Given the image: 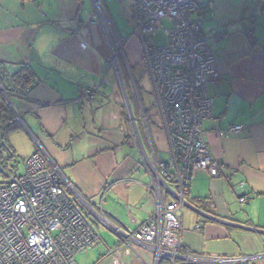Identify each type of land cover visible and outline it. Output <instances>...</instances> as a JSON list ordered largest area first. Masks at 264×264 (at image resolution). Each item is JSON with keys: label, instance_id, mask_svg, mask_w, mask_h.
Here are the masks:
<instances>
[{"label": "crops", "instance_id": "crops-1", "mask_svg": "<svg viewBox=\"0 0 264 264\" xmlns=\"http://www.w3.org/2000/svg\"><path fill=\"white\" fill-rule=\"evenodd\" d=\"M98 1L105 19L92 0H0V64L13 70L26 66L35 76L27 98L12 92L2 97L18 123L8 140L19 160L42 149L83 198L94 205L101 203L114 225L133 230L154 210L145 190L150 177L136 139L147 155L153 152L156 158V149L165 150L167 145L157 124L152 130L143 123V111L147 115L153 109L155 97L140 43L132 33L118 37L124 43L127 65L121 61L123 68L130 67L128 86L119 83L116 75L108 76L112 55L103 23L117 36L118 20L131 24L132 0H114L116 8L113 0ZM202 3L206 6L202 31L219 73L207 84L212 114L202 121V128L220 166L217 177L203 171L191 175L187 205L181 210V240L195 254L247 256L248 264H264V0ZM132 69L147 82L151 98L147 107ZM126 87L142 116L135 118L129 101L134 128L128 122ZM85 88L94 91L93 99L76 101ZM234 124H242L244 130L217 134ZM20 139L32 143L28 153ZM242 194L247 196L245 203L238 200ZM110 234L112 243L99 234L106 248L94 247L93 259L85 264H113L107 249L119 242ZM122 260L124 264H158L160 259L135 245Z\"/></svg>", "mask_w": 264, "mask_h": 264}, {"label": "built area", "instance_id": "built-area-1", "mask_svg": "<svg viewBox=\"0 0 264 264\" xmlns=\"http://www.w3.org/2000/svg\"><path fill=\"white\" fill-rule=\"evenodd\" d=\"M201 1L132 0V34L141 46L155 97L154 117L169 156L162 161L153 152L147 155L136 139L150 177L145 190L153 200V212L133 230L118 227L106 217L101 203L94 205L76 191L42 149L25 160L23 172L12 171L0 160V264H77L78 253L103 243L96 224L118 239L120 245L107 249L113 264H124L122 257L135 245L151 250L156 260L163 258L171 264H236L250 259L195 254L184 248L181 240V210L187 205L191 175L203 171L217 177L220 166L210 153L202 128V121L212 114L207 84L219 73L202 31L203 19L198 13ZM92 2L100 14L99 1ZM165 20L168 28L164 27ZM103 28L113 53L111 37L116 36L106 22ZM159 33L165 37L162 44L154 41ZM113 60L116 78L122 83ZM0 71L8 75L13 69L2 63ZM29 92L27 86L12 93L25 99ZM7 93L0 84V95L7 98ZM123 96L128 122L134 128L124 90ZM93 97L94 91L85 88L76 101ZM142 118L146 125L147 119ZM243 130L242 124H234L219 129L217 134L233 135ZM242 186L240 183L238 188ZM238 200L245 203L247 196L242 194Z\"/></svg>", "mask_w": 264, "mask_h": 264}, {"label": "rangeland", "instance_id": "rangeland-1", "mask_svg": "<svg viewBox=\"0 0 264 264\" xmlns=\"http://www.w3.org/2000/svg\"><path fill=\"white\" fill-rule=\"evenodd\" d=\"M112 7L113 8H116L117 7L116 1H114L112 3ZM100 16H102V18H104V14H103L102 10H101ZM163 24H164V27H167V28L170 26V24H169V22L167 20H165ZM116 25H117L116 26L117 27V29H116V34H117L116 38L117 39H119V38H126L133 31L132 25L130 24V22H128L125 19L124 20H121V21L118 20L116 22ZM111 31H112V29L110 30V32ZM116 38L111 37V41H112V45H113V53L111 52V55L113 56L114 60H113V58L111 56L110 62L113 60V63L116 64L118 70L120 69L118 72L120 74V79H121V82H122L123 79H125V81H127V75H128L127 71H128V67L129 66L126 69L123 68L122 62L125 63V65H127L126 64L125 55L123 56V53H124V49H123L124 48V43L121 46L122 49H123L122 50L121 47L119 46V44H117ZM154 41L157 44L164 43L165 42V37L163 36V33H159L157 36H155L154 37ZM120 51H121V53H120ZM108 65H109V73H108L109 78H111V76L115 77V75H116L115 74V71H116L115 66L112 63H108ZM119 65H121V66L119 67ZM134 73H135V69H132V74H133L132 77H133L134 81L136 82L137 87H139L140 97L142 99L143 105L145 107H147V106H149V100L151 99L150 96H149V90H148L147 82H146V80L139 79L137 77V75H135ZM138 79H139V81H138ZM130 83L132 84V82H130ZM123 84L124 83L122 82V85ZM107 90L108 91H111V88L110 87H107ZM124 93H125V96L127 97V92H126L125 88H124ZM0 102L3 103V98H2L1 95H0ZM131 106H132V110H133V113H134L135 118L138 117L139 115L141 116V114L139 113L140 111L138 112V110L135 109V104L134 103H131ZM143 113H144V116L143 117L145 119H147V125L150 126V129L153 130V128H155V127L158 126V125L156 126L157 123H156V119L154 117L153 109H151L149 112H147V115H146V112L145 111H143ZM152 116L154 117V119H153ZM152 123H153V125H152ZM152 130H151V132H152ZM17 134L18 133H14L13 136H16L15 138H17L18 137ZM17 139H19V138H17ZM19 141H22L23 142L22 149L28 153L30 151L31 144H32L30 142V140L29 139L28 140L20 139ZM156 150H157V153L156 154H157L158 158L161 159V160H163V161H167V155H168L167 149L162 150V148L161 149L160 148H157ZM3 153H5V152H3ZM10 163H12V162H10ZM24 163H25V161H23L21 159L19 160V163H18V171L19 172H23L24 171V168H23ZM97 226H98V224H96V230H97V232H99L100 235H102L103 239H106V241L108 243H112L113 242V237L110 234V232L107 231L105 228H104L105 230L101 229V228H103L101 226H98V228H97ZM103 244L104 243H101V246L106 248V246L103 245ZM93 249H89L85 253H78L76 255V257H75V259H77L78 264L89 263L93 259L92 255L94 254V251H95V249L94 250Z\"/></svg>", "mask_w": 264, "mask_h": 264}, {"label": "trees", "instance_id": "trees-1", "mask_svg": "<svg viewBox=\"0 0 264 264\" xmlns=\"http://www.w3.org/2000/svg\"><path fill=\"white\" fill-rule=\"evenodd\" d=\"M205 8H206L205 4H203L201 1L198 13L201 15L203 13V9ZM120 44L122 45L123 43L120 42ZM14 70L11 72V74L8 75H6L4 71H0V84L2 85L3 89L6 92H14L17 89H22L27 86L30 87V89H32L33 84L35 83L34 73L31 72L30 69H28L26 66H21L18 70L15 71ZM123 81L125 86H128L127 81H125V79H123ZM127 98H128V102L130 101L129 104L133 103L132 101L134 102L136 101L134 94L128 89H127ZM17 125L18 123H16L14 119V115L10 112L7 105L3 102L2 108H0V160L4 166L10 167L12 171L16 170V167L19 163V159H17V157L14 155L13 148L11 147L10 142L8 140V135L10 134V132L16 129ZM158 264H171V263L168 260L160 258ZM236 264H248V263L240 262Z\"/></svg>", "mask_w": 264, "mask_h": 264}, {"label": "water", "instance_id": "water-1", "mask_svg": "<svg viewBox=\"0 0 264 264\" xmlns=\"http://www.w3.org/2000/svg\"><path fill=\"white\" fill-rule=\"evenodd\" d=\"M203 214V213H202ZM204 216L206 215V214H203ZM207 216V215H206ZM209 218H212V219H218V218H216V217H214V216H208Z\"/></svg>", "mask_w": 264, "mask_h": 264}]
</instances>
